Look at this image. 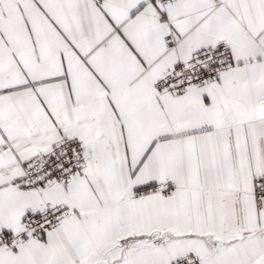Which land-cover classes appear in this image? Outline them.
<instances>
[{"label":"snow or ice","instance_id":"obj_1","mask_svg":"<svg viewBox=\"0 0 264 264\" xmlns=\"http://www.w3.org/2000/svg\"><path fill=\"white\" fill-rule=\"evenodd\" d=\"M0 264H264V0H0Z\"/></svg>","mask_w":264,"mask_h":264}]
</instances>
